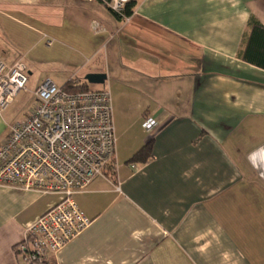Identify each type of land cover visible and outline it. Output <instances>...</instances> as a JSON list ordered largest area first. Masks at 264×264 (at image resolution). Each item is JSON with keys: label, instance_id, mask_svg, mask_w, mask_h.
Returning <instances> with one entry per match:
<instances>
[{"label": "crops", "instance_id": "crops-1", "mask_svg": "<svg viewBox=\"0 0 264 264\" xmlns=\"http://www.w3.org/2000/svg\"><path fill=\"white\" fill-rule=\"evenodd\" d=\"M128 4L121 20L98 1L0 0V62L21 60L28 78L0 114V145L45 80L111 97L114 176L73 195L90 224L47 264H264V67L240 57L264 0ZM51 204L0 188V264H25V227Z\"/></svg>", "mask_w": 264, "mask_h": 264}, {"label": "built area", "instance_id": "built-area-1", "mask_svg": "<svg viewBox=\"0 0 264 264\" xmlns=\"http://www.w3.org/2000/svg\"><path fill=\"white\" fill-rule=\"evenodd\" d=\"M77 1H98L124 20L130 0ZM27 80L21 60L11 66L0 62V114L25 91ZM33 95L31 114L12 125L0 145V188L58 196L56 204L26 225L24 241L17 247L25 264H47L89 226L73 195L108 167L115 168L116 138L108 90L68 93L45 80ZM157 126L154 118L142 123L150 135Z\"/></svg>", "mask_w": 264, "mask_h": 264}, {"label": "trees", "instance_id": "trees-1", "mask_svg": "<svg viewBox=\"0 0 264 264\" xmlns=\"http://www.w3.org/2000/svg\"><path fill=\"white\" fill-rule=\"evenodd\" d=\"M132 12V7L127 4L125 8V16H129ZM241 59L252 63L258 67H264V27L259 23L252 21L250 24V34L245 38V47L240 53ZM65 92L77 93L87 91L85 86H69L68 84L63 88ZM151 142L143 146L131 159L132 161H140L145 163L150 158ZM115 168L110 166L104 171V175L112 178L114 176Z\"/></svg>", "mask_w": 264, "mask_h": 264}, {"label": "water", "instance_id": "water-1", "mask_svg": "<svg viewBox=\"0 0 264 264\" xmlns=\"http://www.w3.org/2000/svg\"><path fill=\"white\" fill-rule=\"evenodd\" d=\"M105 75L103 74H89L86 76L85 80L89 84H103L105 81Z\"/></svg>", "mask_w": 264, "mask_h": 264}, {"label": "rangeland", "instance_id": "rangeland-1", "mask_svg": "<svg viewBox=\"0 0 264 264\" xmlns=\"http://www.w3.org/2000/svg\"><path fill=\"white\" fill-rule=\"evenodd\" d=\"M96 88H102V85H93V86H91V89L92 90H94V89H96ZM113 115V114H112ZM16 123V122H15ZM13 125V124H12ZM9 128H10V126H9ZM114 132H115V130H114ZM115 138H116V141H117V136H116V133H115ZM49 195H51V197L53 198V205L54 204H56L57 202H58V196L57 195H55V194H49ZM52 205V204H51Z\"/></svg>", "mask_w": 264, "mask_h": 264}]
</instances>
